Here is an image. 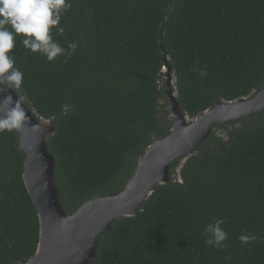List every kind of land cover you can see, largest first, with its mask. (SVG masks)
I'll list each match as a JSON object with an SVG mask.
<instances>
[{"label": "trees", "instance_id": "1", "mask_svg": "<svg viewBox=\"0 0 264 264\" xmlns=\"http://www.w3.org/2000/svg\"><path fill=\"white\" fill-rule=\"evenodd\" d=\"M11 86L53 131L67 214L123 192L173 122L264 88V0H0ZM162 101L164 103H162ZM0 119V264L30 261L38 212ZM99 237L92 264H264V110L217 124L174 179Z\"/></svg>", "mask_w": 264, "mask_h": 264}, {"label": "water", "instance_id": "2", "mask_svg": "<svg viewBox=\"0 0 264 264\" xmlns=\"http://www.w3.org/2000/svg\"><path fill=\"white\" fill-rule=\"evenodd\" d=\"M166 98L173 122L170 134L155 140L138 163L123 192L94 198L76 213L67 214L55 182L56 160L49 150L53 126L36 117L11 86L8 59L0 45V119L14 130L24 154L25 186L37 209L40 243L34 258L18 264H92L97 257L99 237L112 223L133 217L159 186L170 181L171 165L183 164L211 135L214 126L239 121L264 110V88L249 98L221 102L190 119L172 87L171 67L165 59Z\"/></svg>", "mask_w": 264, "mask_h": 264}, {"label": "rangeland", "instance_id": "3", "mask_svg": "<svg viewBox=\"0 0 264 264\" xmlns=\"http://www.w3.org/2000/svg\"><path fill=\"white\" fill-rule=\"evenodd\" d=\"M167 82V81H166ZM162 103H164L163 101H162ZM168 110H169V105H168Z\"/></svg>", "mask_w": 264, "mask_h": 264}]
</instances>
